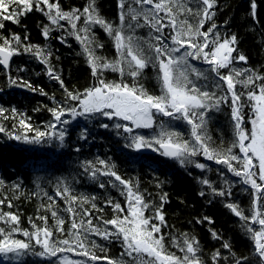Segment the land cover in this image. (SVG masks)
<instances>
[{
	"label": "trees",
	"instance_id": "1",
	"mask_svg": "<svg viewBox=\"0 0 264 264\" xmlns=\"http://www.w3.org/2000/svg\"><path fill=\"white\" fill-rule=\"evenodd\" d=\"M49 2L59 3L65 12L73 9H79L82 12L84 7L94 4L99 15L112 23L114 27L120 24L119 0H49ZM128 2L133 7H138L133 0ZM155 2H161V0H154ZM163 2L168 3L169 0H163ZM180 2L185 5L184 11L175 7L173 9L177 24L186 21V24L198 25L200 18L204 15L202 5L193 3V0H180ZM257 4L258 22L250 14L249 0H215L214 7L210 10L214 12V16L211 20L206 19L201 29L207 31L215 23L221 37L236 34L239 39L238 52L233 55L244 54L247 62L234 61L231 68L249 69V75L252 71L264 75V0H257ZM188 8H191L193 12L200 11V16L189 14ZM160 16L164 17V23L169 25L164 29V34L167 42L171 43V36L175 35V32L170 25V19L163 12ZM48 23L47 17L41 12L32 11L21 18L20 24L4 21V27L0 29V37H8L15 33L23 38L26 29L30 40L25 43L35 44L42 49L51 48L53 55L49 57L50 63L63 79L65 86L74 93H83L97 83L88 65L83 45L71 36L66 37L68 46L60 44L56 37L63 33L57 30L52 32V39L45 40L41 34L42 26ZM61 23L65 25V28L70 27L66 21ZM140 23H144L143 17L140 18ZM77 24L83 27V19L77 21ZM125 31L130 33L127 28ZM92 33L94 34L93 46L103 45L102 48L95 47L96 55L109 62H118L120 57L115 49L114 38L99 25L93 28ZM130 34L138 38L146 55H152L153 50H150L148 45L157 43L154 37L159 33L144 26ZM81 35L84 34L81 33ZM190 63L202 71L208 68V65L202 61H190ZM21 67L24 70L18 71L17 69ZM221 71L227 75L229 69ZM10 76L23 77L36 87L37 91L11 85ZM208 76V80L200 79L196 83L202 90L223 95L226 84L219 81V78L212 73H208ZM233 77L235 90L246 93L247 89L243 84L236 81H243L247 79V76L236 77L233 73ZM121 78L118 71L103 72V79L106 81H120ZM191 78L195 79V76ZM123 79L129 85L132 84L130 76L125 75ZM216 83H219L221 87L216 88ZM137 84H142L150 94L159 95L158 66L153 68L149 64L138 77ZM39 89H43L46 94L41 95ZM256 91L258 93V89ZM243 99L245 127L250 131L252 125L248 122V118L252 116V108L246 95ZM65 102L64 89L58 81L49 79L45 66L32 55L13 56L10 70L0 67V108L4 109V112L0 113V127L5 129L4 132H0V181H3L0 184V200L4 201L0 205V211L11 212L19 217L21 231L12 233L13 239L35 245V239L29 241L28 237L23 235V230L35 232L33 224L44 228L45 221L40 217H46L47 229L53 232L55 241L69 239L74 244V238L69 235L73 223V213L68 211L70 206L74 209L78 226L81 220L87 226L89 217L82 215L87 211L91 213L93 226H98L102 230L107 227L109 231H114L112 225L104 224V221L118 215L108 201L121 204L125 213L119 215L123 218L127 212L126 192L124 195L121 194L123 186L119 185L118 181L116 182L118 187H112L109 182L114 181V177L97 173L93 178L91 171L85 172L84 168L91 162L103 171L104 166L98 163L99 159H103L108 165L114 166L116 173L128 181L134 191L138 190L143 196L144 202L149 205V208L144 210V215L151 218L152 223L160 225L155 214L161 204V196L167 194L162 208L165 220L161 225V232L154 234L156 238L163 237L166 254L183 259L184 252L177 245H182L187 236L195 237V242L199 245L197 255L204 264H213L212 255L217 251L221 257L219 264H236L237 259L243 260L244 257H247L246 264H262L255 251V244L247 232L246 222L226 207L228 202L235 203L246 216L251 217L252 189L243 185L241 178L229 173L224 165H218L214 160L207 161L200 155L194 159L206 165V168L201 170L196 169L194 165L181 166L178 161L165 157L151 148L137 150L134 146L126 147L129 142L124 139V136L128 134L122 133L121 130V135H117L118 130L114 127L108 129L100 127L101 122L110 125L115 123L106 119L101 121V119L73 118L66 115L65 118L70 121L69 125L61 124L56 128V131L68 129L63 141L55 137L48 139L46 136L40 143H27L24 137L29 139L35 137V129L46 133L52 131L49 125L53 123V117L48 109L58 104L64 105ZM230 113L228 104H222L219 112L207 113L206 128L207 136L210 137L209 143L220 151L231 147L234 139ZM21 119L25 120L24 126L20 124ZM161 126L169 131L179 132L182 139L191 140L190 126L186 122L173 120L160 114L155 116L152 128L134 129V134L138 133L145 138H151L159 133ZM16 135L21 136V139L12 138ZM84 135L87 139L82 138ZM234 151L239 154L238 148ZM233 163L235 165V162ZM202 179L209 180L217 190H230L231 196L213 197L211 188L200 183ZM101 183L104 184L103 188L100 187ZM65 188L69 189L67 194L57 195V192H64ZM201 191H204L206 195L201 196ZM93 204L96 205L95 208L92 207ZM53 210L57 214L56 218L52 216ZM203 217L211 218L213 223L209 224L207 221L203 224L196 223L197 219ZM58 220L64 221V224L60 226L63 231L57 230ZM247 224L256 230L260 228L258 223L253 224L250 219ZM0 227L8 229L10 225L0 221ZM212 231L219 233L221 239H214L211 235ZM224 241L231 244V250L222 247ZM87 246L90 252L99 258L96 264H142L143 261L153 259L146 253L142 254V258H136L135 253L129 256L125 252L122 237L119 240L115 237L105 240L99 235L89 233ZM35 249L37 252L42 250L40 245H35ZM64 255L73 260L85 259L75 252H65ZM0 264H59V261L52 258L50 262L47 258L32 254L16 257L14 253H0Z\"/></svg>",
	"mask_w": 264,
	"mask_h": 264
},
{
	"label": "snow or ice",
	"instance_id": "2",
	"mask_svg": "<svg viewBox=\"0 0 264 264\" xmlns=\"http://www.w3.org/2000/svg\"><path fill=\"white\" fill-rule=\"evenodd\" d=\"M133 3L138 7H133L128 0H119L120 24L118 27H114L112 23L99 15L94 4L84 7L82 12L79 9L65 12L59 3H50L49 0H0V17H2L0 29L4 27V21L20 24L21 18L26 17L30 12H41L49 21L48 24L42 26L43 38L50 40L53 38L54 30L61 31L63 34L56 39L60 44L68 46L66 37H74L83 45L92 75L97 80L96 84L83 93H74L68 90L63 79L50 63L49 57L53 55V50L25 43L30 40L26 29L23 38L15 33L8 37H0V66H3L5 70H10V61L13 56L30 54L45 66L49 79L59 82L66 96L64 105L58 104L56 107L48 109L53 117V123L49 125L52 131L46 133L35 129V137L31 139L24 137V140L27 143L35 144L40 143L47 136L48 139L55 137L63 141L68 129L56 131V128L61 124L69 125L70 121L65 118L66 115L73 118L101 119V121L106 119L115 121V123L110 125L101 122L100 127L105 129L114 127L118 130L117 135H121V130L122 133L128 134L124 136V139L129 142L126 147L134 146L137 150L151 148L165 157L173 158L181 166L194 165L196 169L201 170L205 169L206 165L194 159L200 155L207 161L214 160L216 164L224 165L229 173L240 177L242 183L250 185L252 189L251 217L246 216L235 203L228 202L226 207L235 216L246 222L247 232L255 244V251L264 264V75L254 71L249 75V69L231 68L234 61L247 62V57L244 54L233 55L238 52L239 39L236 34H232L230 37H221L215 23L207 31L201 30L205 20H211L214 16V12L210 10L213 9L215 0H193V3L202 5L204 14L198 25L186 24V21L177 24L173 9L175 7L184 11L185 8L184 3L180 0H169L168 3H164L163 0L155 3L154 0H133ZM147 5L152 7H145ZM257 9V0H249V11L254 20H257ZM187 11L194 16H200V11L193 12L191 8H188ZM162 12L169 17L172 30L175 32V35L171 36V43H168L165 38L164 29L169 25H166L164 17L160 16ZM141 17L144 20L143 24L140 23ZM81 19H83V27H79L77 24V21ZM61 21H66L70 27L65 28ZM97 25L114 38L115 49L120 57L118 62H109L96 55L95 47H103L102 44L93 46L94 34L92 30ZM144 26L159 33L154 37L157 43L148 45L149 49L153 50L152 55H146L138 38L130 34ZM126 28L130 30V33H126ZM190 61H202L208 65V68L202 71L192 65ZM149 64L153 68L158 66L159 95L150 94L142 84H137L138 77ZM222 69H229L228 74H223ZM17 70L23 71L24 69L21 67ZM105 70L118 71L122 77L121 80L106 81L103 79ZM208 73L214 74L219 78V81L226 84V91L223 95L202 90L201 86L196 83L200 79L208 80ZM233 73L236 77L247 76V79L243 81H236L243 84L247 89L246 93L235 90ZM125 75L132 78L131 85L123 79ZM192 76H195V79H192ZM9 81L13 86L37 91V88L23 77L12 78L10 76ZM215 87L220 88L221 85L216 83ZM256 89H258V93ZM39 91L41 95L46 94L43 89H39ZM245 95L252 108V116L248 118V122L252 125L250 131L245 127L243 111ZM71 102L76 103L72 104ZM222 104L229 105L234 127V139L231 142V147L224 151L212 147L206 128L207 113L210 111L219 112ZM3 112L4 109L0 108V113ZM158 114L186 122L190 126L191 140L182 139L179 132L169 131L163 126L159 133L151 138H145L144 135L138 133L134 134V129L152 128L154 118ZM20 124L24 126L25 120L21 119ZM4 131L5 129L0 127V132ZM12 138L20 140L21 136L16 135ZM82 138L87 139V136L84 135ZM236 148L239 149V154L234 151ZM98 163L104 166L103 171L89 162L84 166L85 172L91 171L93 178L97 173L114 177V181L109 182L112 187H118L116 183L118 181L119 185L123 186L121 194L124 195L126 192L127 212L123 218L119 215L125 213L121 204H113L111 200L108 201L118 215L111 220L104 221V224L112 225L114 231H109L107 227L102 230L98 226H93L90 218L91 213L87 211L82 214L89 217L87 226L83 220L78 226L74 209L70 206L68 211L73 213V223L69 235L74 238L75 243L73 244L69 239L55 241L53 232L47 229L46 217H40L45 221L44 228L33 224L35 232L23 230V235L28 237L29 241L35 239V245H40L42 250L37 252L35 245L30 242L12 238V233L21 231L18 215L0 211V221L10 225L8 229L0 227V253H14L16 257H20L22 254H32L47 258L50 262L52 258H55L59 264H96L99 258L90 252L87 246V236L91 233L99 235L105 240H110L112 237L119 240L122 237L125 252L129 256L135 253L136 258H142V254L146 253L148 257L153 258L143 261L142 264H204V261L200 260L197 255L199 245L195 242V237L186 236L183 244L177 245L184 252L183 259H180L175 255L166 254L163 237L156 238L154 236L161 232V225L165 220L162 208L163 202L167 198L166 193L161 196V204L156 210L155 218L160 221V225H157L151 222V218L144 215V210L149 208V205L144 202V198L138 190L134 191L129 182L116 173L114 166L108 165L103 159H99ZM2 183L3 181H0V184ZM200 183L211 188L213 197L231 196L230 190H217L207 179H202ZM100 187L103 188L104 184L101 183ZM68 192L69 189L65 188L64 192H57V195L64 196ZM200 195L205 196L206 193L201 191ZM3 203L4 201L0 200V205ZM9 207H11L10 202ZM92 207L95 208L96 205L93 204ZM52 216L53 218L57 217L54 210ZM249 219L253 224L260 225L259 230L247 224ZM205 221L209 224L213 223L209 217L199 218L196 223L203 224ZM63 224V220H58L57 230L63 231L60 227ZM211 235L216 240L221 239L220 234L216 231H212ZM95 246L93 243V247ZM222 247L231 250V244L228 241H224ZM65 252H75L85 259H68L64 255ZM220 258L219 251L213 253V264H219ZM246 261L247 257H244L243 260L237 259L236 264H246Z\"/></svg>",
	"mask_w": 264,
	"mask_h": 264
},
{
	"label": "rangeland",
	"instance_id": "3",
	"mask_svg": "<svg viewBox=\"0 0 264 264\" xmlns=\"http://www.w3.org/2000/svg\"><path fill=\"white\" fill-rule=\"evenodd\" d=\"M69 259V258H68Z\"/></svg>",
	"mask_w": 264,
	"mask_h": 264
},
{
	"label": "water",
	"instance_id": "4",
	"mask_svg": "<svg viewBox=\"0 0 264 264\" xmlns=\"http://www.w3.org/2000/svg\"><path fill=\"white\" fill-rule=\"evenodd\" d=\"M162 151V150H161Z\"/></svg>",
	"mask_w": 264,
	"mask_h": 264
}]
</instances>
